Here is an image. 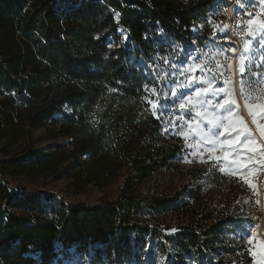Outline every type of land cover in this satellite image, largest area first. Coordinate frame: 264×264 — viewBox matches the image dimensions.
Instances as JSON below:
<instances>
[{"label":"trees","instance_id":"1","mask_svg":"<svg viewBox=\"0 0 264 264\" xmlns=\"http://www.w3.org/2000/svg\"><path fill=\"white\" fill-rule=\"evenodd\" d=\"M213 4L214 0H0V97L24 90L21 71L29 58L25 45L77 83L34 107L25 120L32 129L49 121L53 127L47 128V138L69 141L0 159V174L66 177L80 190L89 183L102 187L119 168L129 169L119 197L90 206L49 201V195L39 193L17 194L0 184V264H52L59 250L74 246L84 251L102 248L109 258L124 256L131 247L130 232L140 236L155 231L129 222L142 202L150 211L179 207L178 196L148 194L137 199L134 193L141 181L181 155L182 144L167 142L161 134L159 120L142 98V74L123 46L110 48L107 38L121 26L137 53L147 58L154 55L157 31L172 43L193 40L192 27L203 21ZM24 111L17 109L16 116L22 118ZM0 113L16 137L21 126L10 113ZM61 163H67L62 170ZM208 219L206 214L199 222L180 225L181 249L200 246L196 228ZM212 219L202 236L217 237L222 231L225 222ZM245 261L251 262L250 256Z\"/></svg>","mask_w":264,"mask_h":264},{"label":"rangeland","instance_id":"2","mask_svg":"<svg viewBox=\"0 0 264 264\" xmlns=\"http://www.w3.org/2000/svg\"><path fill=\"white\" fill-rule=\"evenodd\" d=\"M114 16L117 19L119 14L115 12ZM249 18L264 19V9L259 2L252 5L246 0H214L203 21L192 27L196 31L193 40L183 44L172 43L157 31L159 36L154 55L147 58L137 53V46L123 27L117 26L115 35L108 36L107 46H123L130 55V62L142 74V98L149 104L150 111H155L152 104L157 108L161 105L165 107L164 111H157L155 115L160 122L161 134L167 142L178 140L182 144L181 155L174 157L168 167L161 168L141 181L134 193L137 199H143L148 194L168 198L178 196L179 207H169L163 212L150 211L142 202L130 216L129 222L147 225L155 231L140 236L137 232H130L132 243L127 255H111L109 258L102 248L84 251L74 246L65 252L59 250L52 264H246L247 256L251 258L248 264H255L248 249L253 247L258 253L259 242L264 241L263 226L258 227L264 222V165H257L251 175L247 172L232 175L228 171L229 164L223 159L209 160L210 154L222 157L223 153L218 148L211 149L197 133V124L207 130L206 123H200L195 116L197 111L204 109L199 105L196 108L189 105L185 110L179 108V104L186 102L189 97H193L195 103V87L177 89V85L186 83L189 76L200 77L197 86L207 87L203 81L208 79L209 73H213L217 79L215 82L209 80V83L213 87H231L233 93L230 98L239 101L240 69L248 64L252 65L250 74L253 77L260 74L259 87L264 88V50L260 49L264 41L254 45L246 24ZM220 29L225 31L221 33ZM25 47L29 48V58L21 71V76L25 78L24 90L21 94L5 92L0 97L4 101L0 103V109L13 115L21 127L14 137L0 113V159L29 148L48 150V146L69 141L67 137L47 138V128L53 127L49 121L45 122L44 127L32 129L25 120L27 112L34 107L77 83L37 57L30 47ZM253 48L254 51H251ZM196 65L200 67L195 71L188 70L180 74L182 70L192 69ZM244 79L247 80L248 76ZM225 81H228L227 85ZM178 92L183 93L179 99L176 98ZM223 98L222 95L214 103ZM17 109L25 110L21 114L22 118L16 116ZM64 110L68 112L67 108ZM241 114L255 131L247 111L243 110ZM256 136L259 139L258 133ZM71 148L67 146V150ZM65 164L61 163L60 170ZM221 168L226 171L221 172ZM128 172L129 169L123 166L116 171L115 178L109 184L96 187L94 183H89L80 190L72 186L71 179L63 177L53 180L50 174L14 178L0 174V184L17 194L39 193L49 195V201L90 206L119 197ZM241 175L247 179V183L240 179ZM13 211L20 212L18 209ZM206 214L212 220L225 222L222 231L217 237L202 236L201 232L210 223L208 219L196 228L202 241L200 246L187 251L181 249L178 243L180 225L199 222ZM174 229L175 232L172 231ZM240 231H244L243 236L238 235ZM249 238L253 239V245L248 244Z\"/></svg>","mask_w":264,"mask_h":264},{"label":"snow or ice","instance_id":"3","mask_svg":"<svg viewBox=\"0 0 264 264\" xmlns=\"http://www.w3.org/2000/svg\"><path fill=\"white\" fill-rule=\"evenodd\" d=\"M260 3L261 8L264 9V0H246V3L255 5ZM259 15V14H258ZM249 16L251 14L249 13ZM248 27V34L253 37L254 45L260 41H264V19H252L249 18L246 21ZM225 29H220L223 33ZM111 48L112 45L109 44ZM248 47V45H246ZM260 49L264 50V43L260 44ZM254 51V48L251 50ZM199 65L194 66L192 69H185L180 72L181 75L185 71H195L199 68ZM252 65L242 66L240 69V99L230 98L232 97L233 89L231 87H213L209 80L215 82L216 75L209 73L208 79L203 83L207 84V87L197 86V81L200 77L193 78L188 77L186 83L177 85V89L180 88H192L195 87V103L193 97H189L186 102L179 104L181 110H185L189 105L192 108H196L199 105L203 108V111H197L195 116L199 118L200 123H206L207 130L200 127L197 124L195 127L201 140L208 144L211 149L218 148L223 156L209 155L208 159L220 160L223 159L229 164L228 171L232 175L237 173L247 172L251 175L257 165H264V88L259 87L261 80L260 74L257 73L255 77L250 74ZM201 71H203L201 69ZM248 76L245 80L244 77ZM228 84V81H225ZM116 89L109 88V92H115ZM155 91V89H153ZM255 93V94H254ZM183 95L182 92H178L176 98L179 99ZM224 96L223 99H219L218 103H214L215 100ZM257 102H253V101ZM242 101V103H241ZM153 115H156L157 111H164L165 107L161 105L159 108L155 104H152ZM211 108V110H207ZM246 110L247 115L251 118V124L255 126V131L249 126L242 116V111ZM71 112V109H68ZM218 133V134H217ZM259 134L257 139L256 134ZM189 147H192L189 145ZM231 157V159H229ZM221 172H225L226 169L221 168ZM240 179H247L241 175ZM259 203V201H257ZM175 232L176 230H172ZM238 235L243 236L244 231H240ZM255 236V233L252 234ZM252 238L248 239V244L253 245ZM249 255L254 258L255 264H264V241L259 242V251L257 253L253 247L248 249Z\"/></svg>","mask_w":264,"mask_h":264},{"label":"bare ground","instance_id":"4","mask_svg":"<svg viewBox=\"0 0 264 264\" xmlns=\"http://www.w3.org/2000/svg\"><path fill=\"white\" fill-rule=\"evenodd\" d=\"M261 226H263V228ZM258 227H261L262 228V231H263L264 230V222L263 223H260ZM258 229H260V228H258Z\"/></svg>","mask_w":264,"mask_h":264}]
</instances>
